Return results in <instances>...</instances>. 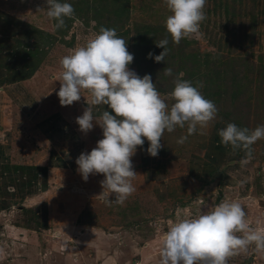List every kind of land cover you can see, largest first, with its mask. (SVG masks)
<instances>
[{"label":"rangeland","instance_id":"rangeland-1","mask_svg":"<svg viewBox=\"0 0 264 264\" xmlns=\"http://www.w3.org/2000/svg\"><path fill=\"white\" fill-rule=\"evenodd\" d=\"M74 1H70L72 6ZM77 1L82 10L91 7V2L88 4L86 0ZM129 1L130 21L119 33L127 41L128 51L134 56L129 68L141 77L150 74L156 87L167 91H159L161 95L167 97L173 90L171 82L175 75L165 76L164 68L171 67L174 73L180 66L181 59L177 57V51H169L165 62L150 60L139 66L141 62H137L133 37L137 33V26H165L166 18L171 13L164 0ZM93 3L97 8L101 6L97 2ZM235 7L236 12L241 11L242 15L230 18L226 15V0H207L204 8L206 19L202 22L205 27L209 25L207 29H213L214 34H206L205 28L200 27L198 36L187 37L190 40L188 50L198 57L191 62L188 58L182 60L186 64L182 67L185 68L193 67V62L196 64V70L201 74L197 80L199 82L205 79L203 74L209 71L214 73L216 69L225 79L219 80L212 74L208 76L213 84H209L210 98L207 99L212 100L218 109L216 120L207 129L209 134L213 132L216 122L220 129L233 121L245 123L250 130L264 125V0H243V3L237 2ZM230 8L232 9L231 6ZM0 10L21 18L20 20L32 19L35 22L39 13H46L48 9L46 0H0ZM125 10V7H119L117 14H125ZM83 12L85 14L82 16L86 15L87 11ZM67 19L69 18H65ZM69 20L72 21V32L68 40L74 44L71 49L68 46L63 49L67 50V55L84 46L98 33L96 21H90L88 25L86 19L77 14ZM227 30L230 32L226 33ZM162 34H158L159 39L164 37ZM207 58L210 59V64L207 63ZM247 67L249 68L246 69ZM62 72H58L59 77ZM177 74L180 78L188 76L183 70ZM235 74L244 81L242 83L235 80L241 84H238V95L231 92L234 86L231 85L233 79L229 77ZM157 80L160 83H156ZM205 86L204 83L203 89H206ZM225 87H228L226 91ZM200 91L206 98L205 92L202 89ZM216 92L218 93L215 94ZM15 97L9 96L8 101L0 97L1 105H10L9 110L0 111L1 123L5 120L8 123L1 129L3 131L0 138L8 148L9 161L12 159L15 162L48 164L49 157L45 154L48 146L45 139L41 140V137L45 138V134L36 122L45 118L49 111L46 112L40 106L35 122V117H31L33 113H30L28 101L21 97L20 103H17ZM41 99L43 102L49 100L45 96ZM167 102L170 104L171 100ZM15 104L16 107L13 106ZM186 127L177 128L174 136L172 132L169 133L172 136L170 139L174 140L170 146L177 152L169 158L167 168H157V173L153 172L154 177L150 171L137 172L132 181L136 191L123 204H114L113 201L109 204L102 198L101 192L96 191L92 197L84 194L86 202L83 203L81 212L77 208L72 210L74 208L71 206H65L67 198L60 197L70 191L67 188L69 183L64 186L65 190H59L58 187L62 186L61 177L55 178L47 193L44 191V183L40 181V188L38 185L35 192L37 203L34 207H28L31 202H35L26 198L29 194L24 197L20 196L21 191H16L18 194L14 200L17 203L11 209L0 211V264H159L161 237L171 224L178 219L194 218L211 211L221 201L239 202L247 214L249 225L256 230H264V139L252 145V159L243 167L240 160L245 153L229 148L227 157L219 166V173L211 177L210 183H205L200 178H194L192 172L196 171L203 177L204 170L214 168L217 163L210 162L207 155L211 146L207 144L206 148L202 147L205 135H197L195 143L192 139L190 142L189 137L185 143H177L186 133ZM39 152L42 154L37 155ZM136 169L137 166L134 167ZM63 172L65 176H70L69 179L75 176L71 171ZM241 181L245 182L241 184ZM44 202L48 204L47 228L37 231L23 227L26 224L25 217L29 218L30 215L22 212L23 209L40 207ZM81 218L86 224H78L83 222ZM61 225L64 227L62 234ZM228 264H264V251H257L255 245H250L246 251H240L231 257Z\"/></svg>","mask_w":264,"mask_h":264},{"label":"clouds","instance_id":"clouds-1","mask_svg":"<svg viewBox=\"0 0 264 264\" xmlns=\"http://www.w3.org/2000/svg\"><path fill=\"white\" fill-rule=\"evenodd\" d=\"M207 0H164L170 11L165 27L172 42L199 35L201 22L206 19L204 8ZM47 16L56 21L55 29L65 27V18L74 16L72 4L61 0H46ZM163 51L159 55L148 53L155 62H165L169 39L156 41ZM134 56L128 51L127 41L117 35L114 28L101 26L94 38L73 50L60 60L63 72L57 92L62 106L80 101L82 91L91 93L89 107L76 118L79 128L87 133L94 122L102 129V139L90 152H82L76 159L78 172L84 181L89 175L102 174V198L109 204H123L135 191L132 181L136 178L132 157L138 146L149 142L147 152L158 155L163 147L165 131L177 127L184 129L178 144L188 136L205 134L217 118L215 103L205 98L200 88L179 76L173 79V90L164 97L157 90L150 74L139 76L129 68ZM165 76H173L171 67L164 68ZM182 76V74H181ZM171 100L169 104L167 101ZM106 105L107 109L94 116L92 107ZM220 142L233 151L241 150L240 160L245 166L252 159V145L264 139V125L255 129L227 123L218 130ZM245 181H241L243 184ZM163 191V189H162ZM243 206L237 201H221L211 211L194 218L178 219L161 237L159 264H228L231 257L255 245L264 251V230L252 228L246 219Z\"/></svg>","mask_w":264,"mask_h":264},{"label":"crops","instance_id":"crops-1","mask_svg":"<svg viewBox=\"0 0 264 264\" xmlns=\"http://www.w3.org/2000/svg\"><path fill=\"white\" fill-rule=\"evenodd\" d=\"M46 13H39L35 22H32V19L20 20L21 18L11 16V22L9 24H6L4 16H0V63L4 64V60H6V63L23 64L25 69L20 65H17V68L24 69V71H26L25 75H27L24 77L26 79H24L22 77L24 71H19L17 69L18 71L16 74H14V72L8 74L5 72L4 68L0 70V97L3 98L2 100L8 101L9 96L15 95L17 103H20L21 97H23L24 101H28L29 103V110L31 109L30 113L32 112L34 114H32V118L38 113L40 106H42L46 112L49 111L47 116L39 122H36L37 117L34 119V121L39 124L42 133L45 134V138L41 137V140L45 139V144L48 146V151H46L45 154L49 157L47 158L49 159V163L15 162L12 159L9 161L8 148L6 149L4 141L0 138V164L39 166L41 170H31L33 175L35 173L36 175L39 173L42 174L41 178L34 181L37 183L34 188L38 190L37 187L39 185L40 188L41 181L46 187L44 188L45 193L50 192V185L56 180L55 178L61 177L60 182L62 183V186L58 187L59 190H65L64 186L68 183L70 184V186H67L70 190L68 191L69 193L60 196L61 198H67V201L65 200L67 202L65 203V206H71V208H74L72 210L77 208V210L81 212V209L83 210L84 208L83 203L86 202L84 199L86 195L92 197V195L96 194V191H103L100 181L104 179V176L102 174H90L88 180L84 181L77 170L78 165L76 162H71V158L75 154L90 152L96 146L97 141L103 138L102 129L94 122L93 129L84 133L80 130L76 121V118L83 114L85 108L89 107L87 100L91 99L90 92L82 91L81 100L73 102L72 105L62 106L60 104L57 95L60 88V77L58 72L61 70L63 71L60 60L67 55V50L63 51V49H65L66 46L71 49L74 42L68 40L69 34L72 30L69 28L68 31L65 30L59 32L55 29V23L52 21L53 19L48 18ZM76 44L78 43L76 42ZM43 96L48 97L49 100L43 102L44 100L41 99ZM50 98H52V100H50ZM14 102L16 103V101ZM6 104H0V111L3 112L4 110L10 109V105ZM13 106L16 107V104ZM104 110L111 111L103 104L92 107L94 116L100 115ZM5 125H8L6 120L2 123L0 121V137L2 136L1 134L3 131L1 129ZM216 126V124L213 125V132L210 134L208 133V130L205 131V134H203L205 135V140L202 147L206 148L207 144V146H211L207 155H211V157L216 156L217 159L215 161L219 162L227 157V153L224 150L218 149L221 147L219 145L222 143L220 142L221 138L218 135V130L220 128L219 126ZM209 128L211 127L209 126L208 129ZM176 130L172 132L173 136L175 135L174 133ZM186 134L187 132L183 135ZM197 135H199V133L188 136L189 141L191 142V139L194 140V138L197 139ZM171 137L172 136H170L169 132L165 131L163 138L161 139L163 147L155 157L148 154L147 148L149 142L145 139L144 145L142 147L138 146L135 155L131 158L132 162H134L133 167L137 166L135 171L143 172L146 170L153 174V172L157 173L155 172L157 168L158 170L161 168H167L166 166H168L167 162L169 161V158L171 159V156L177 152L172 146H170L174 143V140L170 139ZM31 153H33V151ZM39 154L42 153H37V155ZM209 160L212 162L210 158ZM63 171H71L75 176L73 175V177L69 179L70 176H65ZM192 173V175L195 176L194 178L205 180L204 177L206 174H204L203 177H200V174L196 171H193ZM25 193L26 191L21 192L20 196L25 197ZM29 195L30 196L26 195V198L29 201L35 202H31L32 204L28 207H34L37 203V200H35L36 194L34 192L32 195ZM111 199H113L112 201L114 204H117L114 200V195ZM44 203L48 210L47 202ZM81 221H83L82 218ZM80 223L86 224L84 221L79 222L78 224ZM66 227L68 229V226ZM63 228L64 227L60 228L61 234L64 231Z\"/></svg>","mask_w":264,"mask_h":264},{"label":"trees","instance_id":"trees-1","mask_svg":"<svg viewBox=\"0 0 264 264\" xmlns=\"http://www.w3.org/2000/svg\"><path fill=\"white\" fill-rule=\"evenodd\" d=\"M70 1H72V0H61V2H68V3H70ZM93 1L100 4L101 9H99L100 7L99 8L95 7L94 3L92 4ZM252 1H255V0H252ZM90 2H91V4H90ZM129 2H130L129 0H123V1L122 0H86V3L90 4L91 7L85 8L84 10H82V6L79 3V1L75 0L74 4H73V8L75 11L74 15L77 14V15H81V17H84L86 19V23L88 25H89L90 21H96L97 22V24H96L97 28L96 29L98 31H99V28L101 26H104L107 28H114L117 32V35L119 36L120 35L119 34L120 29H122V27H124L125 24L128 23V21H130L129 20L130 19ZM237 2L243 3V0H226V11H227L226 15L228 17H230V16L234 17L236 15H240V16L242 15L241 11L236 12V10H235V8H236L235 6H236ZM122 6H123V8L124 7L126 8L125 14L124 13L123 14H120V13L117 14V9H119V7H122ZM230 6L232 7V9L230 8ZM114 10H115V13H114ZM83 11H87V12H86V15L82 16L83 13L85 14V12H83ZM102 11H105V14H102ZM90 13H93V14H90ZM0 16L5 17L6 24H9L11 22L10 21L11 15L7 14L6 12H3L2 10H0ZM252 17H253V15H252ZM69 19H71V18H69ZM69 19L65 20V27L57 29L59 32L69 30L71 22H72ZM54 23L56 24L55 20H54ZM200 27H201V29L205 28L204 32L206 34L207 33L208 34L209 33L214 34L213 29H207L209 27V25L205 27L204 23L202 22ZM229 32H230L229 30L226 31V33H229ZM124 33L125 32H123V35H124ZM159 33H163L162 34V35H164L163 38L167 37L169 39V44H168L169 51H171V50L177 51V55H178L177 57H179V59H181L180 66L173 73L175 75V77H177L178 71L180 72V70H183V71H185V73L188 76L185 78H181V79L189 80L195 86V84L198 82L197 80H199L198 79L200 77L199 75H201V74H200V72H198L196 70V64L194 62H193V64H194L193 67H191V66H189V68L182 67V66L186 65V64L182 63V60L188 58V59H190L189 61L191 62V60L195 59L196 56L198 57V55L196 53L188 50V46L190 45V40H188L187 38L181 39L179 44L173 43L172 38H171L170 34H168L165 26H160V25H156V24L155 25L154 24H146L145 26H141V27L137 26V33L133 37V43L135 46L134 52L137 56V62L138 63L141 62V64L140 65L138 64V65L143 66V63L147 64V63H149L150 60H154L152 58H148L149 52H152L153 55L155 56V55H159L160 52L163 51V49L157 47L156 43H155L156 41L163 39V38H160V39L158 38ZM209 57H210V55H208V58ZM208 58L206 59V61L208 64H210V61H209L210 59H208ZM195 61H197L198 64L200 63L199 60H195ZM17 65H20L21 67L24 68L23 64L6 63V60H4V64L0 63V70H2L4 68L5 72L8 74H11L13 72H14V74H16V72L18 70L24 71L25 68L24 69H18ZM248 68L249 67H247L246 69H248ZM251 69L253 71V68H251ZM25 73H26V71H24V73H22L23 78L27 76V75H25ZM210 74L217 76L216 78L219 80H225L222 77V74L220 73V71L217 69L214 70V73L209 71L208 73L203 74L205 79L203 81L200 80V82H202L203 84L204 83L206 84V86H205L206 89H203V87H202V88H200V90L202 89L205 92L206 98L207 97L210 98V92L208 90L209 89L208 87H209V84H213L212 80H210L211 77L208 78V76ZM229 78L233 79L231 82V85L234 86V88L232 89L231 92L233 93V95H238L239 89H240V88H238V84H240V83L235 82V80L240 81L242 83H244V81L241 80V78H238L237 74H235V76L232 75V77L230 75ZM246 78H248L247 75H246ZM24 79H26V78H24ZM250 79H249V81H250ZM153 82H154V80H153ZM158 82L159 81L157 80L156 83H158ZM171 83L173 84V80ZM224 83H227V81H224ZM171 87L173 88L174 84ZM157 89H158V91H160L162 93H167V91L162 87H157ZM226 89H228V87H225V91H226ZM168 90H170V89H168ZM217 93L218 92H216L215 94H217ZM239 118H237V119L240 121ZM225 119L227 121V118H225ZM231 123H235L239 127H247L244 125L245 123H243V122H242V124H239L235 121H233ZM214 124L219 126L217 122ZM219 146H221V147H219L218 149L226 151L227 154H228L229 148L231 149L230 146L225 147L223 144H221ZM209 158L212 160L213 163H217V164L214 166V168H211L209 170L204 171L205 174L207 175V176L205 175V177H204L205 183H210L211 177H209V176L213 177L219 173V171H218L219 166L224 161V159H223L222 161L216 162L215 161L217 159L216 156L211 157V155H210ZM32 169L41 170V168H39V166H34V165H25V164L3 165V164H0V211L11 209V207L17 203V202H15L14 199L16 196L15 194H17L18 191H21V192L26 191V193H29V194H32V193L37 191V189L34 188L37 183L34 181L38 180L40 177H42V174L39 173L38 175H36V173H35L33 175L32 171H31ZM11 186H12V188H14L13 190H9L11 188ZM27 190H28V192H27ZM22 212L30 214L29 218L25 217L26 218V220H25L26 224H24L23 227L29 228V229H35L37 231L40 228H47V226H48V210H47V206L45 203L42 204L40 207H36V208L25 207ZM17 225L22 226L20 224H17Z\"/></svg>","mask_w":264,"mask_h":264},{"label":"built area","instance_id":"built-area-1","mask_svg":"<svg viewBox=\"0 0 264 264\" xmlns=\"http://www.w3.org/2000/svg\"><path fill=\"white\" fill-rule=\"evenodd\" d=\"M80 154H75L72 158H71V162H76V159L77 157L79 156Z\"/></svg>","mask_w":264,"mask_h":264}]
</instances>
